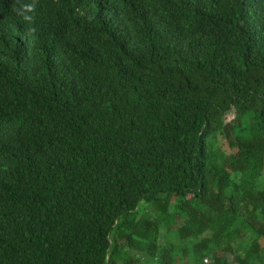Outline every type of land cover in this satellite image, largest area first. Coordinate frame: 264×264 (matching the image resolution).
I'll list each match as a JSON object with an SVG mask.
<instances>
[{"label": "trees", "instance_id": "1", "mask_svg": "<svg viewBox=\"0 0 264 264\" xmlns=\"http://www.w3.org/2000/svg\"><path fill=\"white\" fill-rule=\"evenodd\" d=\"M262 241L264 0H0V264Z\"/></svg>", "mask_w": 264, "mask_h": 264}, {"label": "rangeland", "instance_id": "2", "mask_svg": "<svg viewBox=\"0 0 264 264\" xmlns=\"http://www.w3.org/2000/svg\"><path fill=\"white\" fill-rule=\"evenodd\" d=\"M228 119L231 120V116H230V115L228 116ZM230 120H229V121H230ZM164 232H165V230L163 231V233H164ZM161 239L163 240V239H165V237L162 236ZM261 244H262V246H264V241H262ZM138 256H139V255H138ZM138 256H135V257H138ZM138 259H139V258H138ZM183 264H188V263H187V261H186V262H184Z\"/></svg>", "mask_w": 264, "mask_h": 264}]
</instances>
